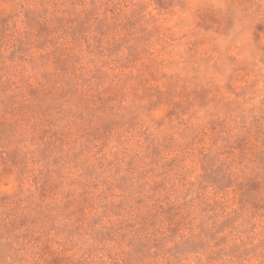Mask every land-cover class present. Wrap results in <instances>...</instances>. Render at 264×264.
<instances>
[{
    "label": "rangeland",
    "instance_id": "obj_1",
    "mask_svg": "<svg viewBox=\"0 0 264 264\" xmlns=\"http://www.w3.org/2000/svg\"><path fill=\"white\" fill-rule=\"evenodd\" d=\"M0 264H264V0H0Z\"/></svg>",
    "mask_w": 264,
    "mask_h": 264
}]
</instances>
